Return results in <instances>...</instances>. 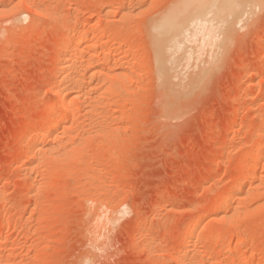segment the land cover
<instances>
[{"label":"rangeland","instance_id":"374dc122","mask_svg":"<svg viewBox=\"0 0 264 264\" xmlns=\"http://www.w3.org/2000/svg\"><path fill=\"white\" fill-rule=\"evenodd\" d=\"M238 1L159 44L182 0H0V264H264V0Z\"/></svg>","mask_w":264,"mask_h":264},{"label":"bare ground","instance_id":"6f19581e","mask_svg":"<svg viewBox=\"0 0 264 264\" xmlns=\"http://www.w3.org/2000/svg\"><path fill=\"white\" fill-rule=\"evenodd\" d=\"M178 1V0H177ZM181 1V0H180ZM136 2V1H135ZM210 2H211V0H187V1H184V0H182V3L181 2H178V4H179V6L178 5H176V7L177 8H174L173 10L171 9V10H169V13H167L165 16L166 17H163L162 18V20H159V21H161V22H159L157 25H155L154 26V28H153V30H151L152 32H154V38H156V40H158V42H159V44L161 43H163L164 42V40L166 39V38H168L169 36L171 37H173V35H176V34H178V33H181L182 32V30L184 29V27H186L187 28V26H185L186 25V23L187 22H189V21H191L190 19H193V18H195L196 16H200V15H202V14H204L205 13V11L207 10V8L209 7V4H210ZM181 3V4H180ZM211 3H213V1L211 2ZM133 4V3H132ZM214 4V3H213ZM212 4V5H213ZM219 5H218V10L216 11V15L215 16H219V17H221L222 15H223V13H225V11L226 10H228V13H230V14H232V15H238V13L240 12V10H241V6H242V3H241V1H238V0H220V3H218ZM169 7V6H168ZM213 7V6H212ZM124 8V7H123ZM211 8V7H210ZM126 9V8H125ZM170 9V8H169ZM212 10V9H211ZM168 11V10H167ZM208 12V11H207ZM226 13H227V11H226ZM225 13V14H226ZM227 13V14H228ZM207 14V13H206ZM218 17V18H219ZM223 17H224V15H223ZM200 18H202V16L200 17ZM217 18V17H216ZM205 19V18H204ZM203 19V20H204ZM192 22H194V21H192ZM189 23H187V25H188ZM185 28V30H187ZM151 29V28H150ZM184 32V31H183ZM182 34V33H181ZM152 35V34H151ZM83 36H84V38H83ZM176 38V37H175ZM82 39H85V34H83V35H80L79 36V39H78V43L76 42V44L74 45L73 44V46H68L70 49H72V50H70V51H72V52H75L76 50H78V49H81L80 47H81V43L84 41V40H82ZM67 43V42H66ZM104 43H106V42H103L102 43V41H101V45H104ZM63 44V43H62ZM99 44H100V42H99ZM64 45H65V42H64ZM166 45V44H165ZM100 46V45H99ZM156 46H158V45H156ZM62 47H64L63 45H62ZM102 47H104V46H102ZM65 48V47H64ZM62 49V48H61ZM60 49V50H61ZM66 49V48H65ZM68 49V48H67ZM64 49H62L61 50V52L63 51ZM65 51V50H64ZM63 51V52H64ZM79 51V50H78ZM94 51V50H93ZM77 53V51L75 52V54ZM107 53V52H106ZM71 54V53H70ZM74 55V54H73ZM94 54L93 53H91L89 56L90 57H94L93 56ZM95 55H96V53H95ZM88 56V57H89ZM72 57V56H71ZM109 59V58H108ZM68 60V59H67ZM77 61V60H76ZM111 61V60H110ZM100 62H101V60H100ZM67 64V63H66ZM64 66H60L58 69H57V72H56V74L55 75H57L56 77H59L60 75H61V73H63V71H64ZM103 68V67H102ZM109 77V76H108ZM94 79V78H93ZM119 79V78H118ZM60 96V95H59ZM112 96V95H111ZM60 98H62V97H59V99ZM63 99V98H62ZM65 100V99H64ZM61 101H63V100H61ZM65 101H67V100H65ZM60 102V101H59ZM62 103H64V102H62ZM72 103H64V106H65V113H59L57 110H51L46 116H45V118L43 119V124L45 123V122H47V121H50V120H52V121H54L55 122V124H58V125H60V123H62L63 121H65L66 120V118H67V116H66V114H67V111L68 110H71L72 108V105H71ZM46 124V123H45ZM242 125V124H241ZM54 128V127H53ZM261 132H262V130H261ZM260 132V133H261ZM53 134V133H52ZM262 134V133H261ZM55 135V134H54ZM257 135V134H256ZM263 137H264V134L262 135ZM257 137H259V136H257ZM38 138H39V136L38 135H34V137H33V139H34V142H36L37 143V141H38ZM263 140V139H262ZM35 143V146L36 145H38V144H36ZM262 143H263V141H262ZM261 143V144H262ZM254 145H256V143L254 144ZM258 145V144H257ZM37 147V146H36ZM261 147H263V146H261ZM260 147V148H261ZM260 148H256L255 147V151H254V153H255V155H256V153L258 152V149H259V151L260 150H262V149H260ZM34 149V148H33ZM35 149H37V148H35ZM34 149V150H35ZM254 150V149H253ZM253 150H252V152H253ZM32 151V150H31ZM263 152V154H264V148H263V150L261 151V153ZM35 154V153H34ZM251 155H253V154H251ZM255 155H254V157L253 158H251V160L248 162V173H247V175H246V177L245 178H247L248 180H249V183L251 182H254L255 181V178H256V171L255 170H257L255 167H258V165H257V158L255 157ZM259 155H260V152H259ZM259 155H257V157L259 156ZM262 156V155H261ZM259 159V158H258ZM253 184V183H252ZM240 187V186H239ZM239 187H236V188H238L239 189ZM242 189V188H241ZM234 190H235V188H234ZM237 190V189H236ZM237 191H239V192H241L240 190H237ZM236 191V192H237ZM233 193V192H232ZM233 194H235V195H237L238 193H233ZM255 194V193H254ZM227 196V195H226ZM234 196V195H233ZM237 197V196H236ZM240 198H238L237 197V200H239ZM227 200H228V197H227V199H226V197H225V200H224V208L225 207H227L226 206V204H227ZM227 209V208H226ZM201 226L202 225H200V223H198V221L195 223V224H193V227L189 230V234L192 236V235H194V234H196V233H198V232H200V229H201ZM189 235V236H190ZM223 237V236H222ZM227 237V236H226ZM220 239V238H219Z\"/></svg>","mask_w":264,"mask_h":264}]
</instances>
